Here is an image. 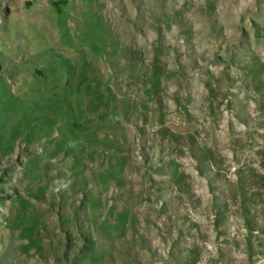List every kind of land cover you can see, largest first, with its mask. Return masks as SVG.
Returning a JSON list of instances; mask_svg holds the SVG:
<instances>
[{
    "label": "rangeland",
    "instance_id": "rangeland-1",
    "mask_svg": "<svg viewBox=\"0 0 264 264\" xmlns=\"http://www.w3.org/2000/svg\"><path fill=\"white\" fill-rule=\"evenodd\" d=\"M0 264H264V0H0Z\"/></svg>",
    "mask_w": 264,
    "mask_h": 264
}]
</instances>
